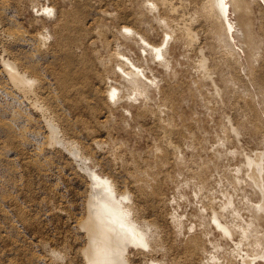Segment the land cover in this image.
<instances>
[{
	"label": "rangeland",
	"instance_id": "374dc122",
	"mask_svg": "<svg viewBox=\"0 0 264 264\" xmlns=\"http://www.w3.org/2000/svg\"><path fill=\"white\" fill-rule=\"evenodd\" d=\"M205 1L172 0L178 11L171 15L191 26V34L182 35L155 18L156 13L158 18L170 20L161 2L157 4L159 11L153 14L147 0H0V56L4 44H9L2 37L4 19L14 15L18 27L43 32L46 49L53 47L50 39L58 33L60 40H68L66 43L74 45L78 54L87 57L82 56L85 58L79 67L67 53H62L58 61L49 58L44 63L50 70H64L65 66L77 69L69 77L72 91L69 85L63 93L73 120V128L64 136L60 133L68 143L54 142L47 153L54 158L55 169L59 168L56 173L45 174L29 163L25 165L30 150L0 130V207L5 209L0 210V264H84L79 249L84 245L85 232L75 223L86 214L90 183L87 166L97 176H106L109 181L112 178L121 188L126 185L131 190L132 186L133 191L145 179L140 187L147 196L145 201H135L131 206L141 208L139 217L148 216L161 228L158 241L165 252L138 249L131 243L127 253H132L135 264H264V185H255L254 179L260 180L261 174L257 173L258 178L251 176L253 160L264 153V1L250 2L251 29L261 38L252 49L253 63L246 59L248 36L240 27L237 12L231 15L239 24L235 47L245 50L241 61L222 26L217 27L216 20L205 16ZM52 5L55 9H50ZM2 6L7 12H1ZM130 10L136 13L134 20L127 15ZM125 23L130 28H123ZM98 29L109 33L101 36ZM129 29L144 34L156 45L154 54L149 52L148 42L145 52L131 50ZM96 36L101 41L105 37L117 42V48L124 45L119 51L133 56L138 71L143 73L140 85L128 91L119 85L122 77L117 79L111 72L110 62L104 66L100 61L102 55L109 57L111 43L107 47ZM94 55H98L95 58L100 64ZM100 65L109 67L111 74L102 71L105 68ZM96 67L104 77H111L112 88L116 87L106 98H96L92 91V85L97 84L93 74ZM110 79L106 78L107 83ZM75 140H80V145ZM74 146L82 148L88 160L73 154L77 151ZM174 214L175 220L181 218L191 227L185 231L187 235L191 230L190 235L196 238L193 245L183 240L184 234L172 220ZM214 216L230 227L217 228ZM36 256L44 263L36 262Z\"/></svg>",
	"mask_w": 264,
	"mask_h": 264
},
{
	"label": "bare ground",
	"instance_id": "6f19581e",
	"mask_svg": "<svg viewBox=\"0 0 264 264\" xmlns=\"http://www.w3.org/2000/svg\"><path fill=\"white\" fill-rule=\"evenodd\" d=\"M147 1L150 2V9H151V12L153 14L155 12L159 11V9H157V4L159 2H161V6L163 7V9H165L167 14L169 15L170 20L169 19L168 20L167 19L162 20L161 18H158L157 14L155 13V18L158 19L159 23H162V24L166 25L167 27H169V26L173 27L174 30L179 31L182 35L183 34H185V35L191 34V26L188 23V21L187 22H181V20H180L181 18H178L177 16H172L175 12L178 11L177 5H175V3L172 2V0H147ZM251 1H253V0H250V1L249 0H206L204 5H203V10H204L205 16L208 19L210 18V21H211V18H213V20H216L217 27L219 25L222 26L221 27L222 30L225 31L227 38L229 39L230 43L232 44V46L234 48H236L235 47L236 46V42H235L236 36L235 35H237L239 32V24H237V22L232 20L231 13H232V11L237 12V15L239 17V21L241 22L240 27L243 26L245 28V31L247 32V36H248V44L247 45H248L249 49L246 52V59L248 58L249 61L253 63V62H255V60H254V52L252 49L254 47H256L257 38L258 37L260 38V36L256 35L258 37H255V35L253 34L252 29H251V26H252V21L250 19V15L252 12V6L250 4ZM4 6L1 7V12H3V13L7 12V8H4ZM261 6H263V5H261ZM50 7L46 6V8H50ZM52 8L55 9L54 5H52V7L50 9H52ZM102 10L103 9H101V11ZM123 10H126V7ZM54 13H55V11H54ZM102 13L107 14L105 10H103ZM111 13L113 14V12H111ZM41 14H43V13H41ZM52 14H53V12H52ZM135 14L136 13H132L131 10L127 13V15L129 17L131 16L132 20H134ZM53 18L57 19V17H53ZM15 20H16V18L14 15H12V16L7 15L4 19V24L2 26L3 27L2 32H4L3 35L7 36L6 37V36L2 35V37L7 38L6 40H8L7 43H9V44L8 45L4 44V46L2 47L3 53L0 56V130H2L4 133H6L10 140H14L15 143H17L18 145H20L24 149L30 150V154H29L30 158L27 159V162L25 165H27L29 163L33 167L40 170L41 172H45V174L56 173V170L59 168L55 169V167L57 165L55 166V164H54V162H55L54 158L49 156L47 153H48L49 147H51L57 143H62V144H64V146H66L65 145L66 142L68 143V139H66L67 141L64 140L62 138V135H60V133L62 131L63 136H64V134L66 133V130L72 129L73 128L72 127L73 126V120H71L70 113H69L71 107L69 108L66 106V103H65L66 99L63 97V93L69 90L70 74L75 75V73H77L76 72L77 69L72 67L74 70L73 69L69 70L65 66L64 70L62 68L61 69L60 68H54V69L50 70L49 65L44 64V63L46 61H48L49 58L50 59L52 58L53 61L54 60L58 61V59L60 58V55L62 53H64V54L67 53V55H71V56L73 55V62L72 63L74 65H76L75 67H79V66H82L81 64L84 61L83 58H85L86 56L84 53L82 55L78 54L76 52V50L74 49V45H70L71 44L70 42H69L70 44L69 43L67 44L66 42H68V40L66 41L65 39H63L64 37L62 38L63 40H60V38L57 37V35H58L57 31H59V29H57L56 32H54V33H57L56 36L54 37V39L53 38L50 39V40H53V45H52L53 47H50V49L49 48L46 49V46H45L46 42L45 41H47V40L44 41V38L42 37L43 32L39 31L38 33H35L32 31H29L25 28L22 29L21 27H18L15 24ZM52 20H54V19H52ZM120 20H122V19L120 18ZM66 22L67 21H65V23ZM75 23H76L75 26L78 25L77 22H75ZM175 23H176V26H174ZM213 23H214V21H213ZM215 23H214V25H216ZM52 25H54V24H52ZM61 25H63V24L61 23ZM56 26L57 27L59 26V28H60V25H56ZM99 26H98V28H99ZM103 26H105V25L103 24ZM0 27H1V25H0ZM67 27L69 28L70 26H67ZM100 27H102V25ZM105 27L104 28L102 27V28L105 29ZM122 27L123 28H125V27L130 28L128 26V24H126V23H125V25L123 24ZM217 27H216V30H219V28H217ZM65 29H67V28H65ZM68 30H70V28ZM98 30H99L98 33H100V34L105 33V32L104 33L100 32V29H98ZM123 30H126V29H123ZM123 30H121V31H123ZM52 31H53V29H52ZM62 32H63V28H62ZM107 32H108V30L106 31V34H104L105 37L107 35ZM130 32H131V34H130ZM130 32H128L129 35H127V36L129 37L128 39H130V41H128L129 42L128 45H129V48L131 50L134 49L137 52V51H140V49H141L143 52H145L147 42L149 45V49L151 50V51H149V52H151V54H154L153 51L158 49V47L156 45L151 44L147 40V38H145L144 34H140L138 31H136L134 29L130 30ZM102 34H101V36H102ZM60 35H61V37L63 36L62 33H60ZM113 35H116V34H113ZM44 36H46V34ZM65 37H67V36H65ZM105 37H104V39H102V41L100 39H98L97 36L94 38H97V40H100L102 43H105V45H107V47H109L111 42H110V40L105 39ZM112 37H114V36H112ZM112 37H111V39L114 40L115 37L114 38H112ZM263 37H264V35H263ZM94 38L92 37L93 42L96 41V40H94ZM260 39H258L259 40L258 42H260ZM79 40H81V39L79 38ZM90 40H87V41H90ZM75 41H76V39H75ZM85 41H86V39H85ZM115 41H117V39ZM120 41L121 40H119V42ZM114 43H116V44H114ZM114 43L113 42L111 43V46H110L111 49H109L110 52L108 53V55L110 54L109 57L106 58V57H103V55H102V58L100 56V58H101L100 61H101L102 65H104V66H106L108 64V62H110V64H108V66L112 69L111 72L117 77V79L120 76L122 77L121 79H118V83H121L119 85L128 91L129 89L136 87L137 85L141 84V81L143 80V73H140L138 71V67H136L135 59L132 58L133 57L132 55H131L132 57H130V55L129 56H127L126 54L124 55V52L121 53L122 51L121 52L119 51L120 47L123 44L121 46L119 44V48H117L118 47L117 42H114ZM47 44H48V42H47ZM80 44L81 43L79 41L77 46H79ZM123 46H122V48H123ZM84 48L85 47H83V49ZM101 48L102 47L100 46V50H101ZM130 49H128V50H130ZM98 50H99V48H98ZM242 50H244V49L243 48H241V50L237 49L238 57H239L240 61L243 59L242 56H244L242 53ZM91 51H92V49H91ZM125 51L127 52V48ZM244 52H245V50H244ZM231 54L235 55V53H233V52ZM83 55L85 57L82 58ZM155 55H154V57H152V59L155 58ZM95 56L98 57V55H94V58H95ZM238 57L237 58L235 57L236 61H238ZM95 60H96V58H95ZM68 61H70V60H68ZM96 61H98V59ZM100 61L97 62V65L100 64ZM85 63L86 62H84V64ZM84 64H83V66H84ZM102 65H100V66L102 67ZM86 66H87V63H86ZM92 66H94V65L92 64ZM104 66L102 68H105ZM117 66H118V68H116ZM108 68L102 69V71L104 70V72L107 71V74H111V72L108 70ZM85 69L87 70L86 67H85ZM89 69H90V67H89ZM93 69H95V68H93ZM97 69L98 68L96 67L97 72L93 73L95 75V78H97V80H96L97 84L92 85V91H93V94L96 96V98L98 96L101 97V95H102V97L106 98L107 94L113 88H116V87L113 86V88H112V85L114 84V82L111 81V79H110L111 77L109 78L107 74H106L107 77H104L105 74L102 75V73H104V72L99 73L98 70H100V69H98V70ZM71 71H72V73H71ZM84 74H86V72ZM109 76H111V75H109ZM106 78H107V80L110 79V82H113V83L112 84H110V82L107 83L108 81L106 80ZM113 78H115V77H112V79ZM83 80L85 81V79H83ZM104 80H106L105 83H104ZM106 83L108 85L105 86ZM84 85H86V84H84ZM70 86H71V91H72V85H70ZM79 86H80V84H79ZM81 88H82V85H81ZM77 89H78V87H77ZM74 90L75 89H73V92H74ZM113 92L114 91H112L111 95L113 94ZM60 93H61V95H60ZM74 93H76V92H74ZM70 95H71V93H70ZM77 95H78V92H77ZM115 109H116V106H115ZM41 116H42L45 124L42 123L43 121H42ZM55 120H57V121H55ZM59 124L63 125L62 129L60 128L62 125L60 126ZM44 126H46V128H43ZM84 130H87V129H84ZM65 138H66V136H65ZM94 139H92L91 143L94 142ZM79 141H77V142H79ZM100 141L98 139L99 144H101ZM168 141H170V140H168ZM54 142H55V144H54ZM73 142H74V140H73ZM77 142L75 140V143H77ZM75 143L74 144L72 143V145H75ZM95 143H96V141H95ZM164 143L166 144V142H164ZM168 143L169 142H167V145H169ZM77 144L80 145L79 143H77ZM170 145L172 146V144H170ZM69 146H70V144H69ZM77 146H74V147H77ZM168 148H171V147H168ZM81 149L79 150V148L77 147V151L75 150V152L74 153L72 152V153L75 155L81 156V158L83 160H85L88 158V156H86L85 153L82 152ZM165 154H166V156L168 155L167 152ZM163 157H164V155H163ZM1 159L2 158L0 156V160ZM162 159H164V158H162ZM263 160H264V153L260 154L259 159L253 160V162H252L253 172L251 173L252 177L258 178L257 173H259V174H261V179L264 180V161ZM106 164L108 165L109 163H106ZM85 170L89 173L88 176L90 179V183L88 184L89 189H87L89 191L87 192V196H86L87 198H85L87 200L86 201L87 205L85 206L86 214L84 213L85 215L79 216L76 219V223H75L76 225L80 226V228L83 229V231L85 232V240L83 242L84 245L82 248L79 249L80 255L85 260L84 264H135L134 259L131 256L132 253H129V252L127 253V250H128L131 243L135 244V246H137L138 249L144 247L145 249L147 248L148 250H155V252H159L160 249H162V252H165V248H164L165 246L162 243L159 244V241H158V239L161 236V231H162L161 228L158 227L156 222L151 221L148 218V216H145V218L139 217L141 208H139L137 206H131V204L135 201L136 202H142V201L144 202L145 201L147 196L145 194H143L142 188H140L142 186V182L144 184L145 179L142 180V182L140 180V182H141L140 187L138 186L139 188L136 189L137 186H135L134 190H136V191H133L132 186L130 187L131 190L128 189L126 185H125V187L121 188L118 186V184L116 183V181L114 179L110 178V181H109L108 177H106V176H103V175H101L100 177L97 176V173L93 169L91 170V167L87 166L85 168ZM148 178H149V176H147V179ZM258 179L257 180L254 179L255 185L258 188H260V186H263L264 184H263V181L261 179L260 180H258ZM138 182H139V180H138ZM138 182H136V183H138ZM145 184H148V183H145ZM122 186H124V185H122ZM145 186L143 185V190H144ZM150 202H152V201H150ZM250 207H252V205H250ZM0 210L5 212V209L2 207H0ZM8 213H10V212H8ZM3 218H4V216H3ZM152 218H153V216H152ZM175 218H176V215L174 214L172 216V220H175ZM175 222H176V226L178 227V230L184 234L183 240H187L188 242H190L189 244L193 245L196 241V238L194 236L190 235L191 230L189 231L190 233L187 235H186V232H188V231H185L189 226H186L184 224V221L181 218L175 220ZM213 222L217 228L219 227V228H225L226 229L227 227H230L229 225H227V222L221 223L218 216H214ZM189 228H191V227H189ZM253 239H254V237H253ZM209 240L214 244L217 243V240H213V239H211V237L209 238ZM200 243H203V242H200ZM131 246H133V245H131ZM137 247H136V249H137ZM184 247H185V245H184ZM184 250H185V248H184ZM60 256H61V254H60ZM34 259L38 263H44V260L39 256H36ZM63 259H64V257H63ZM61 263H62V261H61ZM157 263L152 261L149 264H157ZM158 264H162V261Z\"/></svg>",
	"mask_w": 264,
	"mask_h": 264
}]
</instances>
